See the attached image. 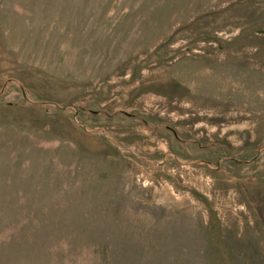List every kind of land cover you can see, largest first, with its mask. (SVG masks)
<instances>
[{
  "label": "rangeland",
  "instance_id": "rangeland-1",
  "mask_svg": "<svg viewBox=\"0 0 264 264\" xmlns=\"http://www.w3.org/2000/svg\"><path fill=\"white\" fill-rule=\"evenodd\" d=\"M0 264H264V0H0Z\"/></svg>",
  "mask_w": 264,
  "mask_h": 264
}]
</instances>
